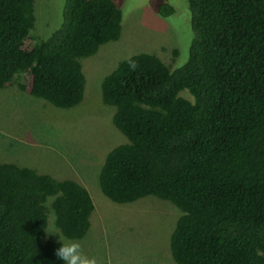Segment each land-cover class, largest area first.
Returning <instances> with one entry per match:
<instances>
[{
	"label": "trees",
	"instance_id": "16d2710c",
	"mask_svg": "<svg viewBox=\"0 0 264 264\" xmlns=\"http://www.w3.org/2000/svg\"><path fill=\"white\" fill-rule=\"evenodd\" d=\"M186 4L183 65L139 52L101 80L126 141L105 154L98 185L118 204L151 195L180 210L168 240L176 264H264V0ZM61 15L31 41L33 0H0V88L16 79L53 106L81 102L80 60L119 38L122 10L113 0H64ZM93 209L78 181L0 160V264H62L55 235L45 237L48 211L64 237L79 239Z\"/></svg>",
	"mask_w": 264,
	"mask_h": 264
},
{
	"label": "rangeland",
	"instance_id": "374dc122",
	"mask_svg": "<svg viewBox=\"0 0 264 264\" xmlns=\"http://www.w3.org/2000/svg\"><path fill=\"white\" fill-rule=\"evenodd\" d=\"M122 10L119 38L81 58L85 88L81 102L60 108L11 86L0 88V160L34 168L57 179H74L89 192L94 209L88 232L79 239L64 237L47 214L45 237L58 231L67 241H78L96 264H176L169 250V234L180 210L165 199L147 195L115 203L102 194L98 171L107 151L126 141L113 125L114 107L103 103L100 83L123 58L156 54L174 69L188 57L192 39L186 0H113ZM161 2L174 12L163 17ZM64 0H33L31 41L48 36L62 20ZM57 26V27H56ZM171 64V65H169ZM24 81L22 75L19 79ZM181 90V96H188Z\"/></svg>",
	"mask_w": 264,
	"mask_h": 264
},
{
	"label": "clouds",
	"instance_id": "9594fccd",
	"mask_svg": "<svg viewBox=\"0 0 264 264\" xmlns=\"http://www.w3.org/2000/svg\"><path fill=\"white\" fill-rule=\"evenodd\" d=\"M52 234H59V247L55 250L56 257L62 264H96L94 257L86 255L78 241L65 240L58 231L49 230Z\"/></svg>",
	"mask_w": 264,
	"mask_h": 264
}]
</instances>
